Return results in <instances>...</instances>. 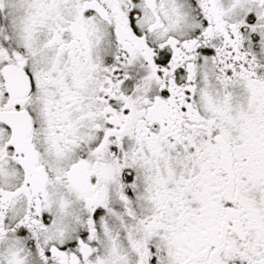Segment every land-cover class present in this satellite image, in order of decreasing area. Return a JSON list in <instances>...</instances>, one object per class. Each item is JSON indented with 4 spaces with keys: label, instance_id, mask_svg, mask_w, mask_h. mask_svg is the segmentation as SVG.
<instances>
[{
    "label": "snow or ice",
    "instance_id": "6c2138e0",
    "mask_svg": "<svg viewBox=\"0 0 264 264\" xmlns=\"http://www.w3.org/2000/svg\"><path fill=\"white\" fill-rule=\"evenodd\" d=\"M0 264H264V0H0Z\"/></svg>",
    "mask_w": 264,
    "mask_h": 264
}]
</instances>
